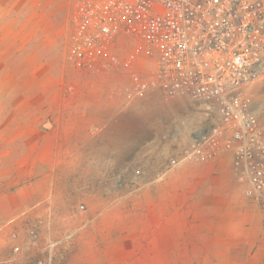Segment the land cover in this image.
<instances>
[{"label":"rangeland","instance_id":"1","mask_svg":"<svg viewBox=\"0 0 264 264\" xmlns=\"http://www.w3.org/2000/svg\"><path fill=\"white\" fill-rule=\"evenodd\" d=\"M76 2L0 0V234L16 241L12 251L34 264H235L257 250L264 220L232 156L199 155L192 144L219 115L155 87L130 98L134 66L75 68ZM121 44L124 55L137 47ZM248 94L264 125V80ZM226 197L248 210L243 228ZM94 219L100 226H86ZM156 222L175 234L176 257L158 258L171 244L155 238Z\"/></svg>","mask_w":264,"mask_h":264},{"label":"built area","instance_id":"2","mask_svg":"<svg viewBox=\"0 0 264 264\" xmlns=\"http://www.w3.org/2000/svg\"><path fill=\"white\" fill-rule=\"evenodd\" d=\"M76 1L69 51L75 68L134 66L130 98L155 87L218 114L192 136L195 153L227 151L264 220V125L248 94L264 80V0ZM125 40L137 46L132 55H124Z\"/></svg>","mask_w":264,"mask_h":264},{"label":"crops","instance_id":"3","mask_svg":"<svg viewBox=\"0 0 264 264\" xmlns=\"http://www.w3.org/2000/svg\"><path fill=\"white\" fill-rule=\"evenodd\" d=\"M232 187L231 186H225L224 188H222V191H224L225 196L231 195L232 194ZM226 200L227 197H226ZM230 201L232 200H228L227 202V206L228 208H235L234 210L239 212L240 217L238 218V227L239 228H243V223L241 220H244L245 218H243L241 215V212H245L248 213V210H244L243 208H239L237 207L235 204L230 203ZM245 216V215H244ZM99 220L94 219V220H89L86 223V226L88 227H95V226H100L98 225ZM155 230H154V234H155V238H159L160 242L161 240H165L164 242L170 243L171 246L170 247H159L158 248V258H163V257H170V258H174L177 256L178 254V250L176 249V244L178 241H176V239L174 240L175 234L171 231H165L162 229V223H155L154 225ZM194 232L195 230L193 228L187 229L186 232V239L188 240V245H187V249H186V256L189 259L193 260L194 257V253H195V247H194ZM257 233V239H259L261 242L260 245L257 246V250L253 251L252 248L254 244H251L250 247H248L247 251L242 254V255H236L237 257L235 258V264H264V227H261L260 230H258ZM207 236H203L205 238H202L204 243H210L211 241V235L209 232H207ZM238 238L243 239L242 238V230L240 229V234L238 236ZM255 239V237L253 238ZM237 240V238H236ZM242 242V241H241ZM16 243V241H12V240H8L3 234H0V264H34V262L32 261V256L33 254H30L29 252L24 254V252H14L12 251V248L14 246V244ZM175 244V245H172ZM193 244V245H190ZM90 245H94V250H97L96 248H99V244H94L93 242H90ZM108 244H106L107 246ZM111 246L113 247V245L111 244ZM241 247V246H240ZM241 250V248H238ZM93 250V248H92ZM242 251V250H241ZM96 257V256H95Z\"/></svg>","mask_w":264,"mask_h":264}]
</instances>
